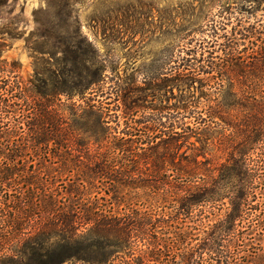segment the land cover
I'll list each match as a JSON object with an SVG mask.
<instances>
[{
  "label": "trees",
  "instance_id": "obj_1",
  "mask_svg": "<svg viewBox=\"0 0 264 264\" xmlns=\"http://www.w3.org/2000/svg\"><path fill=\"white\" fill-rule=\"evenodd\" d=\"M246 1L255 11L264 4ZM218 14L209 36L196 38L194 23L173 34L167 86L179 95L168 111L139 103L162 90L160 77L122 88L116 114L96 101L105 66L85 39L62 43L59 75L36 69L33 141L45 182L65 190L53 197L45 187L38 208L15 169L22 156L0 154V185L12 198L4 212L15 216L8 222L40 220L15 236L0 264H264V256L244 261L242 249L264 240V24L241 16L227 31L231 16ZM215 142L223 160L207 152ZM101 186L105 203L91 195ZM166 202L175 206L166 211ZM203 211L207 222L195 227Z\"/></svg>",
  "mask_w": 264,
  "mask_h": 264
},
{
  "label": "rangeland",
  "instance_id": "obj_2",
  "mask_svg": "<svg viewBox=\"0 0 264 264\" xmlns=\"http://www.w3.org/2000/svg\"><path fill=\"white\" fill-rule=\"evenodd\" d=\"M254 5L246 0H0V154L12 155L13 151L22 156L15 169L23 171L26 177L20 181L23 191L34 195L33 202L40 208L45 187L53 197L64 189L55 181L53 186L49 185L50 178L47 183L44 179L43 149L33 141L37 138L32 124L37 120L38 98L33 95L31 82L35 81L36 69L60 74L62 43L71 40L70 37L76 43L85 39L95 55L103 61L105 92L103 95L94 93V97H91L113 110L114 114L118 113L116 108H123L121 89L126 88L128 93L142 87L147 77H160L162 90L159 93L147 92V96L141 94L146 101L139 103L168 111L170 105L177 102L174 95H179L176 88L172 94L167 86L173 34L194 23L196 29L204 32L198 31L196 38L209 36L213 32L211 26L219 27L223 21L224 17H220L219 12L231 16L227 31L232 30L236 19L241 16L252 24L259 20L264 24V4L260 5L258 11L254 10ZM224 9L228 13H224ZM83 45L87 43L83 42ZM59 99L64 105L68 104L66 97ZM64 113L67 116L68 111ZM188 147L192 146L185 144L182 151L191 153ZM220 148L215 142L207 150L214 161L223 160L216 159L222 155ZM2 166L5 169L13 167L5 162ZM26 180L33 184L25 183ZM8 188L0 185V210L3 212L0 214V257L13 253L12 249L20 242L14 241L15 236L23 238L29 235L32 230L28 223L31 220L34 227L40 223L36 216L31 220L24 218L19 223L14 220L8 222L9 218L15 217L10 212H4L3 203L8 204L12 199L9 196L11 193L5 192L10 191ZM101 188H92L91 195L100 192L98 201L105 203L109 196L103 191L105 187ZM164 204L168 207L166 211L175 206L170 202ZM5 209L9 210L7 207ZM222 210L220 207L215 212ZM206 215L209 216V212L203 211L197 217L195 227L202 228L207 222V218H203ZM20 224L22 226H18ZM17 227L23 229L18 232ZM198 231L194 230L195 233ZM242 249H245L244 261L254 258L261 260L264 240L260 243L248 241V245Z\"/></svg>",
  "mask_w": 264,
  "mask_h": 264
}]
</instances>
